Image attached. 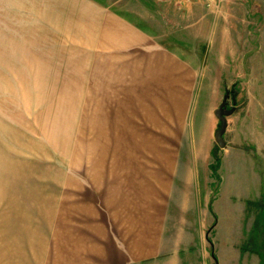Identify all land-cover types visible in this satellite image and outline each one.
Returning a JSON list of instances; mask_svg holds the SVG:
<instances>
[{
  "label": "rangeland",
  "instance_id": "rangeland-1",
  "mask_svg": "<svg viewBox=\"0 0 264 264\" xmlns=\"http://www.w3.org/2000/svg\"><path fill=\"white\" fill-rule=\"evenodd\" d=\"M263 123L264 0H0L19 264H264Z\"/></svg>",
  "mask_w": 264,
  "mask_h": 264
},
{
  "label": "crops",
  "instance_id": "crops-1",
  "mask_svg": "<svg viewBox=\"0 0 264 264\" xmlns=\"http://www.w3.org/2000/svg\"><path fill=\"white\" fill-rule=\"evenodd\" d=\"M259 126H260V124L257 121V123L255 124V127H259ZM262 126L264 127V123L262 124ZM15 191H16V194H12V192H11L9 194L2 195L3 190H2V186H0V219L2 218V213L4 214L3 203L14 204L18 201L19 202L25 201L23 199H26V200L29 199V195H23L21 193V192L27 193L28 190L17 189ZM17 194L18 195L21 194L20 195L21 198L19 200L15 201L14 200L15 198H17V199L19 198V196ZM8 211H9V209H5V212L7 213V215H8ZM0 239L3 240L1 237H0ZM2 242L0 241V264H19L20 252H29V249H25V248L20 249L18 247V245H19L18 241L15 238L12 242L8 243L9 244L8 247H5L6 243L2 244ZM237 255H238V252L235 250V256L233 257L232 264H233V262H234V264H240L239 258H238L239 256H237ZM167 260L169 261L170 259L168 258Z\"/></svg>",
  "mask_w": 264,
  "mask_h": 264
},
{
  "label": "water",
  "instance_id": "water-1",
  "mask_svg": "<svg viewBox=\"0 0 264 264\" xmlns=\"http://www.w3.org/2000/svg\"><path fill=\"white\" fill-rule=\"evenodd\" d=\"M217 110H218L217 113H218V115L221 118L222 124H221V127L215 131L214 137H215V140L218 142V144L221 147H225L226 141H225L223 135H224V133L226 131L227 119H226V117L224 115L220 114V110H221L220 108L217 109Z\"/></svg>",
  "mask_w": 264,
  "mask_h": 264
},
{
  "label": "trees",
  "instance_id": "trees-1",
  "mask_svg": "<svg viewBox=\"0 0 264 264\" xmlns=\"http://www.w3.org/2000/svg\"><path fill=\"white\" fill-rule=\"evenodd\" d=\"M236 92H237V90H236V91L234 90V94H236ZM234 94H233V95H234Z\"/></svg>",
  "mask_w": 264,
  "mask_h": 264
},
{
  "label": "built area",
  "instance_id": "built-area-1",
  "mask_svg": "<svg viewBox=\"0 0 264 264\" xmlns=\"http://www.w3.org/2000/svg\"><path fill=\"white\" fill-rule=\"evenodd\" d=\"M210 1H216V0H210Z\"/></svg>",
  "mask_w": 264,
  "mask_h": 264
}]
</instances>
